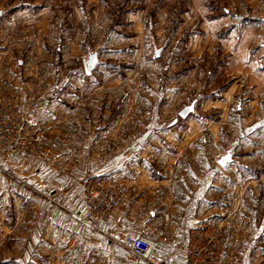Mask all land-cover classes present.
I'll list each match as a JSON object with an SVG mask.
<instances>
[{
  "label": "crops",
  "instance_id": "crops-1",
  "mask_svg": "<svg viewBox=\"0 0 264 264\" xmlns=\"http://www.w3.org/2000/svg\"><path fill=\"white\" fill-rule=\"evenodd\" d=\"M18 8H0V24ZM228 9L213 22L225 47L193 52L205 58L207 79L221 75L215 91L196 78L193 94L177 90L173 100L166 92L176 81L162 80L161 59L153 80L133 86L100 64L86 75L84 34L72 40L67 24L12 44L0 33V102L13 100L41 129L44 150L38 160L15 155L13 176L0 171V264H148L118 240L121 232L148 240L164 264H184L176 248L184 228L209 222L232 230L234 214L239 233L264 230L256 215L264 201V3ZM173 102L178 108L165 111ZM231 149L223 166L218 160ZM88 175L115 177L126 189L121 224L106 227L112 237L73 225ZM250 200L257 208H245ZM244 247L240 264L262 263Z\"/></svg>",
  "mask_w": 264,
  "mask_h": 264
},
{
  "label": "rangeland",
  "instance_id": "rangeland-1",
  "mask_svg": "<svg viewBox=\"0 0 264 264\" xmlns=\"http://www.w3.org/2000/svg\"><path fill=\"white\" fill-rule=\"evenodd\" d=\"M229 3H254V0H0V8L6 11L12 12L18 6V10L23 9L12 15L11 20L8 19L9 16L5 17L4 25L0 24V33L4 32L7 42L12 44L15 37L32 38L40 33L49 34V30L56 35L59 28L67 24V32L73 37L72 40L76 41L78 31L84 34V50L88 55L82 59V64L86 75L91 73L87 71L84 61L86 62L89 54L97 51L101 59L99 69L104 72L111 70V77L116 76L120 81H131L133 86L145 80H153L155 73H158V65L154 61L161 59L160 68L164 67L162 80L170 84L176 81L167 87L166 92V96L173 100L177 90L193 94L196 78L201 81L200 87L203 86L206 93L214 92L215 84L222 79L221 75L207 79L205 58L200 60L193 56V52L199 47L205 48L206 44L219 49L225 47L213 28V22L219 17L228 16ZM261 3H264L263 0ZM230 10H233L231 15L238 14L234 9ZM57 21L63 23L59 25ZM218 23L219 21L215 25H219ZM111 30L123 34L116 35V41L113 35L107 39ZM139 49L143 51L138 53ZM143 56L145 59H151L150 62L143 64ZM179 65L182 67V74L175 75ZM192 66V71L186 70ZM206 93L203 94L207 95ZM3 101L5 100L1 102ZM174 104L176 107L177 102ZM175 107L167 106L165 111L167 109L168 112H173L178 108ZM241 202L243 205L245 201ZM245 205L247 210L257 208L253 200L246 201ZM260 209L262 211L256 215L262 214L263 218L264 201ZM231 212L233 211L229 214ZM233 216L234 214H231L228 224L232 230L220 226L225 253L224 264H240L239 257H243L244 246L249 248L250 260L257 257L262 262L260 264H263L264 230L258 233H239L236 226L238 217ZM250 219L251 222L257 220ZM232 221L235 226L230 224ZM244 237L248 239L246 242L243 241ZM258 249L262 250L259 254Z\"/></svg>",
  "mask_w": 264,
  "mask_h": 264
},
{
  "label": "built area",
  "instance_id": "built-area-1",
  "mask_svg": "<svg viewBox=\"0 0 264 264\" xmlns=\"http://www.w3.org/2000/svg\"><path fill=\"white\" fill-rule=\"evenodd\" d=\"M32 107H36V104L33 103ZM42 140L41 129L13 101L0 102L1 172L14 175L12 159L15 155L31 160L40 159L44 154ZM79 185L86 201L82 210L71 214L74 227L80 230L90 228L112 237V231L106 227H118L125 215L123 184L112 176L88 175ZM221 237V227L206 222L184 228L177 239L176 248L183 255L184 264H224ZM118 240L148 264H164L153 254L148 240L124 232L119 234Z\"/></svg>",
  "mask_w": 264,
  "mask_h": 264
},
{
  "label": "water",
  "instance_id": "water-1",
  "mask_svg": "<svg viewBox=\"0 0 264 264\" xmlns=\"http://www.w3.org/2000/svg\"><path fill=\"white\" fill-rule=\"evenodd\" d=\"M156 56H159V50L156 51ZM86 69L89 73H91L99 64V54L97 51L89 54L88 59L86 60ZM195 102H193L190 106L184 108L181 111V116L186 117L190 112L194 110ZM233 149L228 151L226 155L220 158L219 162L224 166L227 165L228 162L232 160Z\"/></svg>",
  "mask_w": 264,
  "mask_h": 264
}]
</instances>
